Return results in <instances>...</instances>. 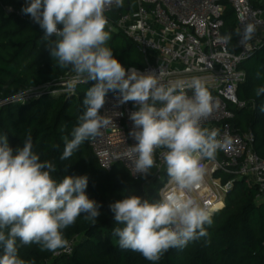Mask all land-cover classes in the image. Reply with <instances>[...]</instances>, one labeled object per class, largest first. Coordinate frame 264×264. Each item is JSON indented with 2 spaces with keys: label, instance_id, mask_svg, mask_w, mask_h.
<instances>
[{
  "label": "clouds",
  "instance_id": "obj_1",
  "mask_svg": "<svg viewBox=\"0 0 264 264\" xmlns=\"http://www.w3.org/2000/svg\"><path fill=\"white\" fill-rule=\"evenodd\" d=\"M123 4L124 0H25L21 13L43 30L44 48L61 69L70 68L84 83L96 82L85 93V110L71 138L62 137L61 161L113 123L101 114L109 92L119 94L120 104L138 106L129 115L133 122L129 136L136 143L124 154L133 161L132 174L146 177L151 169L159 168L156 153L162 150L173 187L156 200L129 195L109 204L118 225L112 235L118 238L120 249L156 262L170 249L183 250L209 235L213 214L191 193L204 181L203 161L215 159L225 144L218 139V129L202 126L219 106L202 79L165 84L160 73L126 70L113 56L107 44L111 34L106 30V12ZM255 31L252 23L237 30L240 46L247 51H251L249 41ZM230 39L225 37V41ZM256 95H264V86L256 89ZM260 110L264 112V106ZM56 171L53 161H41L33 151L30 134L16 149L7 135H0V264H31L20 257V247L35 244L41 251L56 253L68 247L64 230L79 217L97 222L101 205L86 194L88 177L65 175L57 180L52 175Z\"/></svg>",
  "mask_w": 264,
  "mask_h": 264
},
{
  "label": "trees",
  "instance_id": "obj_2",
  "mask_svg": "<svg viewBox=\"0 0 264 264\" xmlns=\"http://www.w3.org/2000/svg\"><path fill=\"white\" fill-rule=\"evenodd\" d=\"M24 4L25 0H0V135H7L10 146L16 149L23 146L30 134L33 151L41 161L55 163L57 171L53 177L59 180L65 175H86V194L101 207L97 222L81 216L64 230L68 244H72L71 254H64L66 248L52 253L41 251L38 245L32 244L19 248L20 257L31 264H264V202L258 204L255 187H249L242 180L235 182L225 208L213 214L207 237L191 242L183 250L170 249L156 262L146 260L137 252L120 249L118 238L112 235L113 228L118 225L109 204L129 195L159 199L162 183L157 181L154 169L139 180H134L121 166L112 172L103 170L89 141H85L68 160L59 159L64 148L62 137H70L78 117L85 110V93L96 82L90 80L78 84L75 94H48L57 91L58 84L74 72L70 68L61 69L50 57L44 48L43 30L30 16L21 13ZM222 4L225 7V30L231 36V44L235 45V12L228 0H223ZM4 7L14 8L24 19L16 14L6 15ZM135 9V0H127L122 8H115L106 16L115 22ZM110 34L107 44L112 48L113 56L127 68H144L138 47L122 33ZM242 69L246 81L239 88L238 96L253 108L236 111L233 124L240 132L254 134V150L264 160V112L260 110L264 106V95H256V89L264 86V46L252 53ZM31 91L40 94L36 98L14 102ZM218 205L210 211L217 209Z\"/></svg>",
  "mask_w": 264,
  "mask_h": 264
},
{
  "label": "built area",
  "instance_id": "obj_3",
  "mask_svg": "<svg viewBox=\"0 0 264 264\" xmlns=\"http://www.w3.org/2000/svg\"><path fill=\"white\" fill-rule=\"evenodd\" d=\"M127 0H124L126 2ZM223 0H135L136 9L119 17L115 22L108 19L107 29L112 33H122L139 49L145 63L142 73L154 72L165 84L176 81H190L194 77L202 79L218 107L202 126L218 129V139L225 147L218 150L216 158L203 161L206 168L204 183L209 191L206 195H191L209 210L221 204L223 210L228 194L237 180L244 181L256 189V202H264V160L254 150L255 136L252 132H240L233 124L236 111L253 108L239 99V88L246 81L243 63L253 52L264 46V3L254 6L251 0H228L236 16V31L243 25L252 23L256 26L253 38L249 41L251 51L245 50L237 36L235 45L225 37L230 36L225 30ZM112 10L106 12V15ZM6 15L24 16L12 7H4ZM227 35V36H226ZM125 67V66H124ZM125 69H131L125 67ZM88 80L87 82H89ZM86 82V83H87ZM84 83L75 73L57 86L60 93L75 94L76 86ZM74 88V91L70 89ZM191 95V90H187ZM28 96V94H27ZM26 97L15 99L21 101ZM138 110L133 102L119 103V94L109 92L106 103L101 109L113 123L102 130V135L89 141L99 166L112 172L117 166L123 167L134 180L144 177L132 174L133 161L124 154L128 146L136 143L129 136L133 122L129 119L132 111ZM157 150L156 162L159 168H153L159 183L169 181L165 166ZM116 157H120L116 159ZM229 177L227 181L225 179ZM173 187L170 183L160 190V196ZM72 253V244H68L64 254ZM61 254H58L60 256Z\"/></svg>",
  "mask_w": 264,
  "mask_h": 264
},
{
  "label": "rangeland",
  "instance_id": "obj_4",
  "mask_svg": "<svg viewBox=\"0 0 264 264\" xmlns=\"http://www.w3.org/2000/svg\"><path fill=\"white\" fill-rule=\"evenodd\" d=\"M39 94H40L39 91H31V92L28 93L27 98H36L37 96H39ZM206 169L208 171L209 168H206ZM168 184H169V181H166L165 180L164 182H162V187L161 188H163L165 185H168ZM208 191H209V189H208L207 185L203 181V183L201 184V186L197 189V192H198V194L204 196V195H206L208 193ZM221 208H222V205L219 204L218 205V208L215 209V210H218V209H221Z\"/></svg>",
  "mask_w": 264,
  "mask_h": 264
},
{
  "label": "crops",
  "instance_id": "obj_5",
  "mask_svg": "<svg viewBox=\"0 0 264 264\" xmlns=\"http://www.w3.org/2000/svg\"><path fill=\"white\" fill-rule=\"evenodd\" d=\"M251 1H253L254 3H257L258 5L264 3V0H251Z\"/></svg>",
  "mask_w": 264,
  "mask_h": 264
},
{
  "label": "water",
  "instance_id": "obj_6",
  "mask_svg": "<svg viewBox=\"0 0 264 264\" xmlns=\"http://www.w3.org/2000/svg\"><path fill=\"white\" fill-rule=\"evenodd\" d=\"M227 36V35H226Z\"/></svg>",
  "mask_w": 264,
  "mask_h": 264
}]
</instances>
